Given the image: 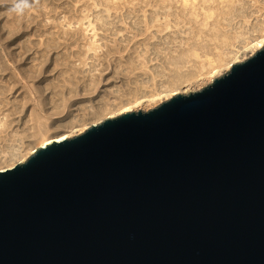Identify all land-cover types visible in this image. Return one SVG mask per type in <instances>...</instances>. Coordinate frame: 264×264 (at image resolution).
Wrapping results in <instances>:
<instances>
[{
    "label": "water",
    "instance_id": "1",
    "mask_svg": "<svg viewBox=\"0 0 264 264\" xmlns=\"http://www.w3.org/2000/svg\"><path fill=\"white\" fill-rule=\"evenodd\" d=\"M0 264H264V46L0 171Z\"/></svg>",
    "mask_w": 264,
    "mask_h": 264
},
{
    "label": "rangeland",
    "instance_id": "2",
    "mask_svg": "<svg viewBox=\"0 0 264 264\" xmlns=\"http://www.w3.org/2000/svg\"><path fill=\"white\" fill-rule=\"evenodd\" d=\"M261 41L264 0H35L22 15L0 7V170L127 105L148 112L198 92Z\"/></svg>",
    "mask_w": 264,
    "mask_h": 264
},
{
    "label": "bare ground",
    "instance_id": "3",
    "mask_svg": "<svg viewBox=\"0 0 264 264\" xmlns=\"http://www.w3.org/2000/svg\"><path fill=\"white\" fill-rule=\"evenodd\" d=\"M159 32H161V31H159ZM125 46H129V42H126V45ZM264 46V41H261V43H259L258 45H256V48H255V50L254 51H258V50H260L262 47ZM90 50H92V48L90 49ZM130 48L128 49V56L130 55ZM94 52L96 53L97 51H96V49H94ZM118 53V50H110V49H108L104 54H106L107 56H110V57H113L115 54H117ZM106 56V57H107ZM193 56H194V54H193ZM95 57H97V56H95ZM196 58V57H195ZM94 62H96L94 65L95 66H98L99 65V60H97V61H94ZM107 63L108 64H111L112 62H110V60L108 59L107 60ZM93 65V66H94ZM132 66V65H131ZM136 65H134V66H132V67H135ZM177 66V65H176ZM90 68H93L92 66H89V69ZM136 68V67H135ZM177 68V70H182L183 68H184V66H177L176 67ZM208 69L210 70L211 69V72H213V73H215V74H218V69L215 67V64H210L209 66H208ZM184 72H186V71H184ZM181 73H183V72H181L180 71V73L178 74V76L177 77H180L181 76ZM133 106L134 105H127V106H125L124 107V109H123V111L122 112H129V111H132L133 110ZM92 124H97V123H92ZM7 126V125H6ZM41 130H43V129H41ZM2 131L0 130V133H1ZM42 132V131H41ZM43 133V132H42ZM40 136H42V134L40 135ZM44 136V135H43ZM65 138L66 137H64V136H59V137H55V138H46V139H43L41 142H40V144H39V146H38V148H43V147H45V146H47L48 144H51L52 142H61L62 140H65ZM34 151L35 150H32V151H30V153L27 155L28 157L29 156H31L33 153H34ZM9 153V156H13L14 155V150H12V148H10V152H8ZM27 156L26 157H24V158H22L19 162L20 163H22V162H24L25 161V159L27 158ZM8 169L9 168H12V166H10V167H7ZM0 171H2V170H0Z\"/></svg>",
    "mask_w": 264,
    "mask_h": 264
},
{
    "label": "clouds",
    "instance_id": "4",
    "mask_svg": "<svg viewBox=\"0 0 264 264\" xmlns=\"http://www.w3.org/2000/svg\"><path fill=\"white\" fill-rule=\"evenodd\" d=\"M35 0H0V7L7 5L9 13L22 15L26 9L32 7Z\"/></svg>",
    "mask_w": 264,
    "mask_h": 264
}]
</instances>
